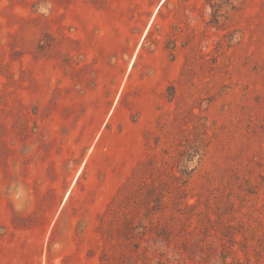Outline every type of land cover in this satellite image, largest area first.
<instances>
[{"label":"rangeland","instance_id":"rangeland-1","mask_svg":"<svg viewBox=\"0 0 264 264\" xmlns=\"http://www.w3.org/2000/svg\"><path fill=\"white\" fill-rule=\"evenodd\" d=\"M213 3L0 0V264H135L171 181L140 264H264V0Z\"/></svg>","mask_w":264,"mask_h":264},{"label":"trees","instance_id":"trees-1","mask_svg":"<svg viewBox=\"0 0 264 264\" xmlns=\"http://www.w3.org/2000/svg\"><path fill=\"white\" fill-rule=\"evenodd\" d=\"M206 2L209 3L213 8L212 17H216L217 13L214 9L213 0H206ZM170 176L172 177V179L178 178L174 173H172ZM171 182L167 187L164 186L161 187L159 184L158 185L154 184V182H151L150 184L145 183L148 184V186L146 187L145 193L138 201L145 205V209H146L145 212L142 215H138V209H135L136 214L129 215V213L122 212L121 217H119L118 214L116 215L113 212L112 215H110L108 226L104 227L101 230V233L105 235L108 241L113 242L112 244L114 246L121 245L122 243L125 244L124 246H126V243H132L134 249H132L131 251L132 252L134 251L135 252L134 254L137 257L136 259H133L132 257L133 263L135 264H140V262H138L139 260L138 256L140 254H145V252L147 251V247L142 246V242L145 240V234L152 232L155 234L156 238H161V237L169 238L170 236L167 228L159 229L157 227V224H155L154 221L152 220L154 215H150V214H155L156 211H158L163 207L165 192H168L170 186L176 189L177 191L176 195L182 197L180 194L183 192V190L179 188L180 187L179 185H174V183ZM125 200H127L126 196L119 199L120 204L117 207L119 209L118 211H120V208L122 204L125 202ZM151 202L153 203L151 204ZM110 213L111 212H107V214ZM136 215L139 216L137 220H135ZM145 218L148 219L151 228L150 227L147 228L145 225H143L142 219ZM104 219L105 218L103 214V218H101V220ZM139 228L142 229L139 230ZM136 237H138L139 240L134 241ZM124 255L125 254L123 252L122 253L123 258L126 257ZM159 262L160 264L163 263L162 261Z\"/></svg>","mask_w":264,"mask_h":264}]
</instances>
